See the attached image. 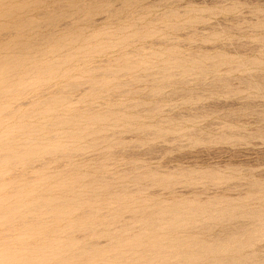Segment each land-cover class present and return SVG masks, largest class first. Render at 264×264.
Here are the masks:
<instances>
[{"label": "rangeland", "instance_id": "obj_1", "mask_svg": "<svg viewBox=\"0 0 264 264\" xmlns=\"http://www.w3.org/2000/svg\"><path fill=\"white\" fill-rule=\"evenodd\" d=\"M169 12L174 15L168 16ZM136 30L140 35L150 30L155 34L120 47L112 45ZM172 50L178 59L209 58L205 73L183 76L172 69L168 72L171 80H166L158 67ZM15 53L20 56L17 61L41 67L66 54L75 56L59 69L57 78L47 77L41 88L12 102L22 111L39 100L37 95H67V104L50 109L48 117L65 118L92 108L101 114L134 117V127L167 134L156 138L128 131L123 123L111 120L90 124L89 131H99V136H86L76 145L84 149L94 143L91 149L69 158L43 155L42 161L50 162L45 168L41 161H32L7 171L4 180H33L40 174L46 183H54L56 175L72 173L74 165L80 173L111 181L121 174L151 170L174 176L173 186L146 183L140 199L228 201L230 211L213 216V234L228 228L256 229L252 213L264 216V194L255 192L252 197L249 185L264 188V0H0V59ZM121 54H130L134 63L143 65L111 77L107 86L91 88L82 70L121 66L113 63ZM18 70L23 73L25 66ZM71 83L77 86L59 91ZM155 86L161 89L157 95ZM44 120L34 117L30 121L44 125ZM16 121L8 119L3 125L11 127ZM128 185L133 192V185ZM41 190L48 195L58 192V188ZM238 238L246 245L233 253L237 260L250 257L249 264H264V227L250 243L241 235ZM77 239L92 241L84 233H78ZM95 241L108 244L104 237ZM231 255L223 252L221 258L227 261Z\"/></svg>", "mask_w": 264, "mask_h": 264}, {"label": "bare ground", "instance_id": "obj_2", "mask_svg": "<svg viewBox=\"0 0 264 264\" xmlns=\"http://www.w3.org/2000/svg\"><path fill=\"white\" fill-rule=\"evenodd\" d=\"M171 15L174 12H169L168 16ZM138 32L136 30L122 37L112 45L120 47L155 34L151 30L142 35ZM172 52H167L169 58H163L165 61L158 67L166 80H171L168 72L172 69L180 70L183 76L193 72L197 75L205 73L204 63L209 58L178 59ZM129 55L121 54L113 62L121 64L120 67H111L110 63L104 68L83 69L82 74L88 76L87 83L91 88L107 86L111 77L128 74L143 65L134 63ZM19 57H11L10 54V57L0 59V264H249L247 260L250 257L239 261L233 255L246 245L237 241L238 235L249 243L256 240L264 227V216L258 212L252 213L256 229L228 228L221 235H215L211 221L213 216L230 211L232 204L228 201L220 203L213 199L200 202L196 197L170 202L140 199L139 194L145 190L146 183L171 188L175 180L171 174L159 175L150 170L135 175L121 174L111 181L98 174L80 173V168L74 165L72 173L56 175L54 183H46L47 180L40 174L33 180H29L32 177L4 180L7 171L24 168L32 161H41L42 168H45L50 162L42 161L43 155L59 154L60 157L69 158L78 153L83 149L76 145L80 139L99 136V131H89L90 124L111 120L123 123L128 131L152 134L156 138L167 134L160 130L150 131L145 126L134 127V117L119 116L117 113L101 114L90 111L92 108L65 118L48 117L50 109L67 104V95L44 97L39 94L36 96L39 100L32 104L30 102V109L22 111L21 106L15 107L12 102L41 88L40 83L45 82L47 77L57 78L61 71L59 69L68 65L75 56L66 54L45 67L31 65V61H17ZM218 63L219 60L213 66L217 67ZM251 63L259 67L257 62ZM22 66H25L23 73L15 72ZM34 78L40 82H27ZM64 86L59 89L60 92L77 84ZM160 92L161 89L155 86L153 93L157 95ZM34 117L44 118V125L31 122ZM12 118L17 121L11 127L3 125L5 120ZM24 139L25 142L20 143ZM93 145L91 143L87 148L91 149ZM128 183L133 185V192L128 191ZM249 186L252 197L255 192L264 194L260 184ZM42 187L48 192L58 188V192L48 195L41 190ZM78 233H84L92 241L78 240ZM207 236L210 237L208 241L205 240ZM99 237L106 238L108 244L101 246L97 243L95 238ZM223 252L232 254L227 261L221 258Z\"/></svg>", "mask_w": 264, "mask_h": 264}]
</instances>
